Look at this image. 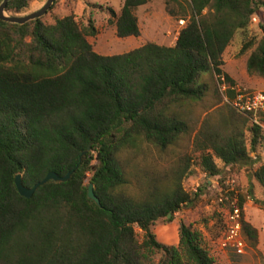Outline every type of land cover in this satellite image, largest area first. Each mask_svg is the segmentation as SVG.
I'll return each instance as SVG.
<instances>
[{
  "label": "trees",
  "instance_id": "trees-1",
  "mask_svg": "<svg viewBox=\"0 0 264 264\" xmlns=\"http://www.w3.org/2000/svg\"><path fill=\"white\" fill-rule=\"evenodd\" d=\"M29 1L9 0L5 11L22 12ZM149 1L124 0L117 12L109 9L118 38L140 35L135 10ZM165 9L185 21L172 45L146 42L111 55L88 42L97 33L91 19H0V264H218L191 225L179 223L176 245L160 242L151 229L193 206L198 193L185 191L180 178L192 165L219 176L216 159L229 167L258 164L253 177L263 187L264 206V162L256 154L264 131L231 106L222 129L201 125L194 136L198 154L185 157L172 186H154L142 200L123 192L129 179L119 152L138 139L163 151L191 133L186 109L205 97L202 78L233 83L222 70V53L253 15L261 17L264 0H165ZM260 28V39H248L240 52L250 51L247 73L264 77ZM71 170L67 181L50 180L30 198L14 184L17 174L32 187L50 171ZM89 183L99 204L87 197ZM244 202L239 195L240 209ZM242 235L256 239L243 220Z\"/></svg>",
  "mask_w": 264,
  "mask_h": 264
},
{
  "label": "rangeland",
  "instance_id": "rangeland-1",
  "mask_svg": "<svg viewBox=\"0 0 264 264\" xmlns=\"http://www.w3.org/2000/svg\"><path fill=\"white\" fill-rule=\"evenodd\" d=\"M46 0H30L28 7L19 13L5 11L7 15H26L42 7ZM124 0H56L48 12L43 15L45 22L51 23L55 17L73 14L80 24L91 19L97 29L95 36L87 40L95 52L103 55L118 54L134 49L146 42L159 45H172L177 32L184 26L170 16L165 9V0H150L135 10L140 35L118 38L115 27L109 21V9L118 11ZM245 30H238L222 53V70L233 84L253 90H264V77L250 75L246 71V59L249 50L241 53V47L248 39L259 40L264 25V9L261 17L254 15ZM208 85L205 97L197 103L187 106V117L191 120V133L180 138L175 145L161 151L143 139L128 144L119 152L129 184L123 192L142 200L157 186L170 187L179 172L185 168V157H196L194 136L201 125L209 129H222L224 120L232 111L224 101L218 88L217 77L205 75L202 78ZM246 139H249L245 131ZM256 154L263 161L264 142L257 146ZM221 170L219 176H207L196 166H190L180 178L182 188L187 192H197L193 206L183 205L174 213L170 221L160 219L151 227L157 240L169 245L178 241L180 222L199 230L204 244L218 264H264V206L261 203L263 187L254 179L256 163L237 164L229 167L216 159ZM264 162V161H263ZM190 173V174H189ZM223 180V183L221 182ZM223 187L226 189L223 190ZM224 191L227 194H224ZM249 191L251 194H249ZM239 195L245 196L241 210L242 220L256 230V239L250 241L242 235L243 248L237 250L226 242L227 215L232 205H236ZM171 217V215H170ZM169 217V218H170ZM140 239L142 232L135 226Z\"/></svg>",
  "mask_w": 264,
  "mask_h": 264
},
{
  "label": "built area",
  "instance_id": "built-area-1",
  "mask_svg": "<svg viewBox=\"0 0 264 264\" xmlns=\"http://www.w3.org/2000/svg\"><path fill=\"white\" fill-rule=\"evenodd\" d=\"M251 19L255 20L254 15ZM178 23L183 24L184 20L180 19ZM217 83L224 101L237 112L246 115L251 124L264 131V90H253L230 83L223 76L217 77ZM226 242L237 250L244 245L241 210L236 205L231 206L227 215Z\"/></svg>",
  "mask_w": 264,
  "mask_h": 264
},
{
  "label": "water",
  "instance_id": "water-1",
  "mask_svg": "<svg viewBox=\"0 0 264 264\" xmlns=\"http://www.w3.org/2000/svg\"><path fill=\"white\" fill-rule=\"evenodd\" d=\"M9 0H2L0 3V19L3 21H7L10 23H16V24H24L30 20L42 17L45 15L48 10L50 9L51 5L54 3L55 0H46L45 3L40 7L39 9L32 11L26 15H7L5 13V6L6 3ZM83 153L79 156V159H81ZM73 170L67 172L65 175L60 176L54 171L48 172L43 179L35 183L32 187H26L23 185L22 180H21V175L17 174L14 178V184L16 187V190L18 194L24 198H30L32 194L35 192V190L41 186L47 183L48 181H67ZM87 197L91 200H93L96 204H99V199L96 197L93 191V185L91 183L88 184L87 187ZM171 214H168V218L170 217Z\"/></svg>",
  "mask_w": 264,
  "mask_h": 264
},
{
  "label": "crops",
  "instance_id": "crops-1",
  "mask_svg": "<svg viewBox=\"0 0 264 264\" xmlns=\"http://www.w3.org/2000/svg\"><path fill=\"white\" fill-rule=\"evenodd\" d=\"M177 34H178V32H177ZM130 37H133V36H130Z\"/></svg>",
  "mask_w": 264,
  "mask_h": 264
}]
</instances>
